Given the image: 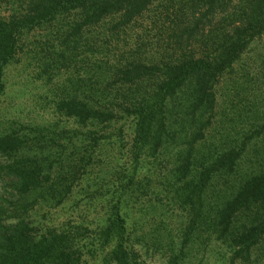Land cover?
I'll return each instance as SVG.
<instances>
[{"label": "rangeland", "instance_id": "374dc122", "mask_svg": "<svg viewBox=\"0 0 264 264\" xmlns=\"http://www.w3.org/2000/svg\"><path fill=\"white\" fill-rule=\"evenodd\" d=\"M34 4V0H0V17L33 13ZM163 4L155 0L125 26L116 14H110L100 23L82 28L77 8L62 11L50 23L19 32L17 53L4 66L0 134H19L22 145L16 153L0 154V205L5 210L0 212V221H14L17 216L38 231L56 222L91 228L107 222L112 200L124 192L118 187L119 179L132 174L134 162L128 149L135 118L124 114L116 121L82 124L57 102L88 95L118 107L116 102L135 99L145 88L142 83L127 87L117 75V64L147 56L157 60L166 52L170 58L187 54L189 49L200 52L204 43L183 39L181 48L170 40ZM204 20L197 28L200 33L208 30L207 17ZM64 38L68 41L62 44ZM104 46L109 48L106 55L100 52ZM216 92V126L224 134L245 130L252 116L264 110V31L249 43L232 71L220 77ZM91 128L98 130L97 141L86 137ZM263 148L261 145L264 156ZM259 156L251 152L244 164ZM37 161L39 167H34ZM151 168L149 158L142 159L134 193L121 195L137 264H169L170 259L176 264H264L263 248L247 259L233 256L227 242L212 234L215 192L210 185L193 225L196 229L185 235L190 219L187 204L171 203V184L164 178L157 177L160 183L153 185L162 200L152 194L146 184ZM162 186L169 188V193ZM85 239L90 238L87 235Z\"/></svg>", "mask_w": 264, "mask_h": 264}, {"label": "trees", "instance_id": "16d2710c", "mask_svg": "<svg viewBox=\"0 0 264 264\" xmlns=\"http://www.w3.org/2000/svg\"><path fill=\"white\" fill-rule=\"evenodd\" d=\"M34 1L33 13L7 19L0 17V93L5 88L4 66L15 57L18 34L23 29L50 23L62 11L77 8L82 28L100 23L110 14H116L125 26L155 2ZM162 1L163 17L171 27L170 40L181 48L179 42L183 39L204 43L200 52L189 49V53H179L174 58L166 52V56L158 55L157 60L156 56H147L122 66L117 64V75L127 87L135 88L142 83L145 88L135 99L123 98L116 102L118 107L88 95L60 98L57 102L60 109L82 124L116 121L124 114L135 118L128 149L134 162L132 174L119 179L118 187L124 192H119L112 200L107 222L94 228L81 223L56 222L38 231L17 216L14 221H0V264H137L130 244L132 230L121 210V195L134 193L137 167L146 157L152 165L146 182L150 192L158 194L153 185L160 183L157 177L164 178L171 184V203L187 204L190 219L185 235L196 229L193 225L203 208L205 189L210 185L215 192L212 234L227 242L233 256L247 259L254 250L264 249V156L261 154L264 110L252 116L254 119L258 116L257 122L251 119L247 122L248 128L233 134H224L217 128L215 115L217 82L232 71L233 63L264 31V0ZM205 17L208 30L200 33L197 28ZM175 28L179 31L174 32ZM67 41L68 38H64L62 44ZM187 44L185 42V46ZM108 50L104 46L100 52L106 55ZM97 131L88 129L86 137L97 141ZM21 145L19 134H0V154L16 153ZM251 152L260 156L245 165ZM165 155L166 158L162 157ZM160 159L164 160L163 164ZM165 162L170 163V167ZM37 163L34 167H39ZM162 188L169 193V188ZM157 198H161L159 194ZM1 211L5 210L0 205ZM87 235L89 240L85 239ZM169 264L176 262L170 259Z\"/></svg>", "mask_w": 264, "mask_h": 264}]
</instances>
